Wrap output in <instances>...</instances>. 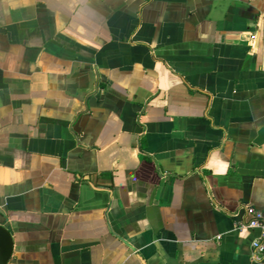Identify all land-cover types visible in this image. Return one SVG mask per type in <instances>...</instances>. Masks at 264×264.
<instances>
[{
    "label": "crops",
    "instance_id": "1",
    "mask_svg": "<svg viewBox=\"0 0 264 264\" xmlns=\"http://www.w3.org/2000/svg\"><path fill=\"white\" fill-rule=\"evenodd\" d=\"M246 206L264 0H0L7 264H264Z\"/></svg>",
    "mask_w": 264,
    "mask_h": 264
},
{
    "label": "built area",
    "instance_id": "2",
    "mask_svg": "<svg viewBox=\"0 0 264 264\" xmlns=\"http://www.w3.org/2000/svg\"><path fill=\"white\" fill-rule=\"evenodd\" d=\"M246 223L243 225L237 226V230L243 229H254L259 232L257 238H255L251 247L256 256L264 255V212L255 209L252 206H246L244 208Z\"/></svg>",
    "mask_w": 264,
    "mask_h": 264
},
{
    "label": "water",
    "instance_id": "3",
    "mask_svg": "<svg viewBox=\"0 0 264 264\" xmlns=\"http://www.w3.org/2000/svg\"><path fill=\"white\" fill-rule=\"evenodd\" d=\"M59 129V126H56V130ZM13 249L12 238L10 232L0 226V264H7Z\"/></svg>",
    "mask_w": 264,
    "mask_h": 264
},
{
    "label": "clouds",
    "instance_id": "4",
    "mask_svg": "<svg viewBox=\"0 0 264 264\" xmlns=\"http://www.w3.org/2000/svg\"><path fill=\"white\" fill-rule=\"evenodd\" d=\"M226 167V166H225Z\"/></svg>",
    "mask_w": 264,
    "mask_h": 264
}]
</instances>
